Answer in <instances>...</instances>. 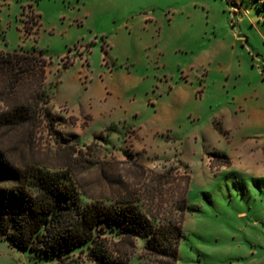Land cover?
Here are the masks:
<instances>
[{
    "label": "rangeland",
    "instance_id": "rangeland-1",
    "mask_svg": "<svg viewBox=\"0 0 264 264\" xmlns=\"http://www.w3.org/2000/svg\"><path fill=\"white\" fill-rule=\"evenodd\" d=\"M0 49L43 53L61 118L0 130L10 159L161 218L186 194L177 264H264V0H0ZM0 264L61 263L0 237Z\"/></svg>",
    "mask_w": 264,
    "mask_h": 264
},
{
    "label": "trees",
    "instance_id": "trees-1",
    "mask_svg": "<svg viewBox=\"0 0 264 264\" xmlns=\"http://www.w3.org/2000/svg\"><path fill=\"white\" fill-rule=\"evenodd\" d=\"M46 80L42 52L0 49V96L6 101L0 130L59 123L48 106ZM186 199L185 194L179 216L162 218L128 195L87 200L65 168L21 165L0 147V237L61 264H80L83 253L96 264H133L138 238L144 239L140 261L177 264L183 216L195 209Z\"/></svg>",
    "mask_w": 264,
    "mask_h": 264
}]
</instances>
